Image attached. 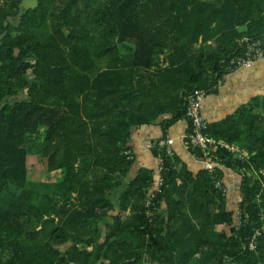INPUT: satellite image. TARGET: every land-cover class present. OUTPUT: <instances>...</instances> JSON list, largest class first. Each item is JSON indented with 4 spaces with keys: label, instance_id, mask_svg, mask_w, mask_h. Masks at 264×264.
I'll list each match as a JSON object with an SVG mask.
<instances>
[{
    "label": "trees",
    "instance_id": "obj_1",
    "mask_svg": "<svg viewBox=\"0 0 264 264\" xmlns=\"http://www.w3.org/2000/svg\"><path fill=\"white\" fill-rule=\"evenodd\" d=\"M21 1L0 5V264H264L258 104L208 128L247 150L216 155L242 177L236 201L221 169L193 174L152 148L165 184L147 207L156 177L130 176L129 145L141 125L184 118L186 94L264 37V0ZM31 155L50 179L30 178Z\"/></svg>",
    "mask_w": 264,
    "mask_h": 264
},
{
    "label": "crops",
    "instance_id": "obj_2",
    "mask_svg": "<svg viewBox=\"0 0 264 264\" xmlns=\"http://www.w3.org/2000/svg\"><path fill=\"white\" fill-rule=\"evenodd\" d=\"M245 29V25L238 27L240 31H244ZM201 45L200 37L195 44V50ZM169 54L170 52H166L164 55L161 54L164 66L167 64L166 57ZM256 104H258L259 108L261 106V110L258 108L260 112L263 109L261 117L264 118V64L262 62H257L249 68L239 67L227 72L222 82L210 91L208 90L205 94L201 103V113L207 120L209 128V126L222 124L227 118L236 115L240 109H249L252 105ZM170 117V114L163 115L153 124H144L133 130L129 141L130 150L134 154V166L130 173L131 177L135 176L141 168L151 170L156 177L158 159L149 145L154 139H161L163 137L169 139L173 152L172 155L179 158L178 167L185 166L193 174L205 170L202 159L193 154L192 149L187 147L185 135L189 131L190 123L185 117L171 123L164 133L161 122L165 118L168 119ZM233 146L240 148L238 145ZM241 149L247 151L244 148ZM221 171L224 182L231 189L230 193L234 195V201H236L239 190H235L233 186L239 180L238 172L230 167L222 168ZM155 182L156 178L154 179Z\"/></svg>",
    "mask_w": 264,
    "mask_h": 264
},
{
    "label": "built area",
    "instance_id": "obj_3",
    "mask_svg": "<svg viewBox=\"0 0 264 264\" xmlns=\"http://www.w3.org/2000/svg\"><path fill=\"white\" fill-rule=\"evenodd\" d=\"M7 0H0V5L4 4ZM262 62L264 64V37L247 40L245 47L241 53L234 54L230 56L229 60L226 62L224 67V72L220 78L217 80V84L213 85L212 88L218 86L223 78L226 76L227 72L233 71L239 67H252L255 63ZM208 88H196L190 91L185 96V118L189 121L190 127L189 131L185 135L187 139V147L192 150H197L200 152V157L203 161L204 169L210 173H215L218 169L226 168V160H222L216 157L218 151L222 148L226 149L228 152L233 154L234 158L244 160L247 158V151L230 145L222 140H216L214 137L210 136L208 133V122L203 117L201 113V103L207 93ZM169 139L163 137L161 139H154L150 142L151 148H156L158 151L164 150L167 154L172 155ZM158 166L156 173L155 186L151 188L148 196L149 199L146 203L147 207L150 206L151 199L155 196L157 192H161L165 180L162 176V171L164 170V158L161 154L157 156ZM215 187L223 192L226 188L223 186L220 180H215ZM242 185V177L239 178L237 184H234L233 188L235 190H240ZM236 225H238L240 215L242 211L240 207H236ZM148 216H152L153 212L147 211ZM262 229H257L255 234L250 239L248 247L250 250L256 249V237L262 232Z\"/></svg>",
    "mask_w": 264,
    "mask_h": 264
},
{
    "label": "rangeland",
    "instance_id": "obj_4",
    "mask_svg": "<svg viewBox=\"0 0 264 264\" xmlns=\"http://www.w3.org/2000/svg\"><path fill=\"white\" fill-rule=\"evenodd\" d=\"M259 109L261 110V106H260ZM262 112H263V109H262ZM28 164H29V167L31 169L29 176H30V178L32 180H34V181H39V180L40 181H45L47 179H50L47 176L48 174L46 172V162H44V160L40 161V156H38V155H31L29 157ZM129 180L130 179H128L127 182Z\"/></svg>",
    "mask_w": 264,
    "mask_h": 264
},
{
    "label": "water",
    "instance_id": "obj_5",
    "mask_svg": "<svg viewBox=\"0 0 264 264\" xmlns=\"http://www.w3.org/2000/svg\"><path fill=\"white\" fill-rule=\"evenodd\" d=\"M38 0H22L21 1V8L23 9H30L34 8L37 5Z\"/></svg>",
    "mask_w": 264,
    "mask_h": 264
}]
</instances>
